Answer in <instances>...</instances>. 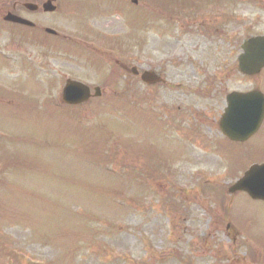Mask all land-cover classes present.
Segmentation results:
<instances>
[{"label":"rangeland","instance_id":"rangeland-1","mask_svg":"<svg viewBox=\"0 0 264 264\" xmlns=\"http://www.w3.org/2000/svg\"><path fill=\"white\" fill-rule=\"evenodd\" d=\"M44 1L0 0V264H264V203L227 191L255 157L214 129L227 42L264 31V0H138L134 24L121 0L22 8ZM14 3L35 29L2 21ZM66 79L102 96L64 105Z\"/></svg>","mask_w":264,"mask_h":264},{"label":"water","instance_id":"water-1","mask_svg":"<svg viewBox=\"0 0 264 264\" xmlns=\"http://www.w3.org/2000/svg\"><path fill=\"white\" fill-rule=\"evenodd\" d=\"M26 8L31 11L36 9V7L31 4L26 5ZM44 10L51 11L52 9L45 5ZM5 20L18 22L25 25H32L30 22L10 14L6 16ZM244 49L245 55L240 59V66L244 72H252V68L264 66V39L252 41L249 46L245 47ZM246 59L253 61V63L256 65L249 66L245 64L243 60ZM141 79L147 84L160 82L158 77L147 72L142 74ZM94 91V97L100 96L99 88H95ZM90 97L89 88L79 82L67 80L62 90V101L66 104H81L87 102ZM227 118H229L227 124H230V128L228 126H223V131L230 139H244L248 134H250V118L243 116H241V118H236V128H234V131H232V116H230L229 111L227 113ZM256 124H258V121ZM238 190L246 191L254 199L264 200V166L251 167L245 176L229 189L230 192H235Z\"/></svg>","mask_w":264,"mask_h":264},{"label":"flooded vegetation","instance_id":"flooded-vegetation-1","mask_svg":"<svg viewBox=\"0 0 264 264\" xmlns=\"http://www.w3.org/2000/svg\"><path fill=\"white\" fill-rule=\"evenodd\" d=\"M100 29H91L87 28L86 31H97ZM140 28L135 27L133 28V31H139ZM256 35H264V31L256 33ZM237 40L232 39L230 42V45H232V51L237 50ZM238 75L237 72V60L235 65H232L230 69L223 72L218 81V91L220 92V95H222V91L225 90V86H223L222 82H225L228 80V86L231 88L226 89L224 96L226 93L232 92V91H239V92H247V91H259L264 95V68L255 76H249V77H242L241 80L245 82H240L236 75ZM243 85H247L246 87H243ZM218 102H220V98H218ZM234 145L237 146H247L248 152L247 154L249 156L255 157V159L258 160V163L264 162V118L263 121L258 128V130L246 141L243 143H235Z\"/></svg>","mask_w":264,"mask_h":264}]
</instances>
